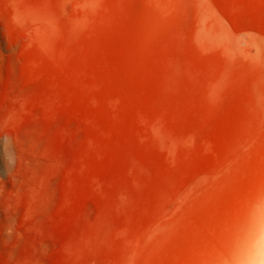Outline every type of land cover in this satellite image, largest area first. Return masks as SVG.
<instances>
[{"label": "rangeland", "instance_id": "rangeland-1", "mask_svg": "<svg viewBox=\"0 0 264 264\" xmlns=\"http://www.w3.org/2000/svg\"><path fill=\"white\" fill-rule=\"evenodd\" d=\"M264 221V0H0V264H233Z\"/></svg>", "mask_w": 264, "mask_h": 264}, {"label": "bare ground", "instance_id": "bare-ground-1", "mask_svg": "<svg viewBox=\"0 0 264 264\" xmlns=\"http://www.w3.org/2000/svg\"><path fill=\"white\" fill-rule=\"evenodd\" d=\"M233 264H264V221L248 237L242 253Z\"/></svg>", "mask_w": 264, "mask_h": 264}]
</instances>
